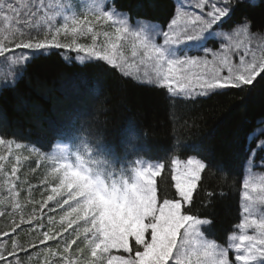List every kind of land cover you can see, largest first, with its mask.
Returning a JSON list of instances; mask_svg holds the SVG:
<instances>
[{"label": "snow or ice", "instance_id": "obj_1", "mask_svg": "<svg viewBox=\"0 0 264 264\" xmlns=\"http://www.w3.org/2000/svg\"><path fill=\"white\" fill-rule=\"evenodd\" d=\"M256 6L255 0H190L187 7L175 6L163 23L133 24L130 13L120 10L115 0H0V58L11 68L26 65L36 54L64 49L76 53L81 65L102 62L124 77L133 76V65L143 66L137 80L166 90L173 102L228 88L243 90L264 74V43L257 56L249 47L250 16L238 21L234 16L240 8ZM81 37H90L91 43H79ZM14 49L30 51L17 55ZM60 136L66 142L49 157L53 167L44 184L40 215L34 211L27 219H12L8 230L0 229V241H6L0 243V264H31L32 253L47 242L56 243V252L49 249L48 254L59 252L62 264H264V175L252 171L254 153L245 165L242 219L235 226L239 232L228 235L222 246L206 235L211 218L192 211L210 162L173 156L170 187L175 191H161L157 178L168 163L142 159L140 135L134 131L125 153L79 129L70 127ZM13 142L0 138V146L7 144L9 151ZM255 151H264V140ZM16 173L13 167L12 176ZM217 195L227 194L208 192L207 203ZM25 226L40 233L39 244L21 242ZM73 246L80 256L76 261L70 258Z\"/></svg>", "mask_w": 264, "mask_h": 264}, {"label": "trees", "instance_id": "obj_2", "mask_svg": "<svg viewBox=\"0 0 264 264\" xmlns=\"http://www.w3.org/2000/svg\"><path fill=\"white\" fill-rule=\"evenodd\" d=\"M185 1L190 2L115 0V3L120 10L130 13L132 22L160 24L169 19L175 6ZM260 5L261 2L254 8L238 9L234 20L238 21L244 14L250 16V32L263 43L264 7ZM0 27H3V21H0ZM62 41L67 42L66 38ZM63 50L34 55L26 65H17L20 74L17 69L13 71L14 66L9 68L6 61L0 63V138L14 141L11 151L7 144L0 146V156L5 157L0 160V229L8 230L7 225L12 219H27L34 211L40 215L39 203L46 198L44 184L53 167L48 155L54 142H66L60 135H52L54 130H49L50 123L57 121L53 115L62 105L59 92L70 100L77 96L73 87L82 91L80 83L73 80L79 78L87 85L84 91H90L86 94L87 99L81 101L80 110L89 115L70 119L66 128L79 129L89 137L100 136L117 153L126 152V144L119 143L124 130L139 134L141 158L148 162L168 163L165 172L157 178L161 191H175L170 187L173 156L182 160L196 156L211 163L212 167L203 174L200 195L192 211L201 218H211L212 225L206 235L223 245L240 222L239 198L246 161L254 153V164L258 169L257 164L264 160L262 154L255 152L254 144L252 148L244 149L245 136L254 126L256 116L264 115V74L253 82L252 87L245 86L242 91L228 88L206 97L173 102L166 90L133 83L102 62H90L79 68L62 56L60 51ZM14 52L18 55L28 51L14 49ZM9 71L11 75L6 76ZM69 79L74 85L67 81ZM16 143L21 144L20 151L13 146ZM178 144L181 147H177ZM25 148H29L30 153H26ZM245 155L248 158L242 163ZM217 166H222V171ZM13 167L17 169L15 177L12 176ZM259 170L263 172L264 168ZM161 180L166 183H160ZM221 191L227 195L223 198L215 196L209 205L205 199L207 193ZM15 204L19 208L14 207ZM48 215L45 211L42 218L45 230ZM55 219L59 221L58 214ZM39 236L40 233L33 234L32 229L25 226L19 238L22 243L34 241L39 244ZM3 242L6 241H0ZM59 247L62 249L63 245ZM49 249L56 252V243L47 242V247H38L32 253L31 264H62L60 253L49 255ZM70 251L73 261L80 259L76 246Z\"/></svg>", "mask_w": 264, "mask_h": 264}, {"label": "rangeland", "instance_id": "obj_3", "mask_svg": "<svg viewBox=\"0 0 264 264\" xmlns=\"http://www.w3.org/2000/svg\"><path fill=\"white\" fill-rule=\"evenodd\" d=\"M73 2L76 3V4H79L80 0H73ZM63 38L64 37H61V40H63ZM80 39H83V41H79L78 40L79 43H84V44H90L91 43L90 37H81ZM257 41L258 40L253 38L251 43H250V45H249V47L250 46H252V47L256 46L255 44L257 43ZM27 51H30V50H27ZM124 51H125L126 56L129 57V62L131 63V51H130V48H126ZM72 54L73 55L70 56V57L75 59V60H77L76 59L77 54L74 53V52ZM234 60L238 61V57H234ZM3 62H5L4 58H0V63H3ZM14 67H15V69H13V71H15L17 69V65H15ZM129 71H131L133 73V76H131L129 78H131V79H133L135 81H138L136 74H139L140 76H142L144 71H145V69L143 68V66L133 65V67L131 69H129ZM149 71H151V70L149 69ZM73 80L74 81H78L80 83V86L82 87V91L78 90L77 86H76L77 88L73 87V89H74L73 92L77 96L75 98L70 99V100H67L68 98L66 96H64V95L61 96L62 94H61V92H59V94H60L59 96L62 99V105L58 106L57 112H54L55 114L53 116H54V118L57 121L56 122L53 121V122L50 123L51 129L49 128V130H51V131L56 130V129L61 128V127H64L65 125H68V123L70 122V119H72V120L78 119V116L87 115V113L89 115V112H87V111L83 112L80 109L82 108L81 101L84 100V99H87L88 96L86 94L89 93L90 91H84V89H87V85H85V83L82 80H80L79 78H74ZM67 81H70L71 85H74V84H72V82H73L72 80L69 79ZM138 82H140V83H142L144 85H147L146 82H143V81H138ZM61 89L62 90L64 89L63 85H62V87H60V90ZM79 98H81V99H79ZM124 132H126V130H124ZM55 145H56L55 148L51 149V152L48 155V158L57 155V148L60 145V143L59 144H55ZM235 232L238 233L239 229L236 228Z\"/></svg>", "mask_w": 264, "mask_h": 264}, {"label": "bare ground", "instance_id": "obj_4", "mask_svg": "<svg viewBox=\"0 0 264 264\" xmlns=\"http://www.w3.org/2000/svg\"><path fill=\"white\" fill-rule=\"evenodd\" d=\"M245 2H249V0H245ZM259 2H261V4H262V3H264V0H255L256 5ZM250 30H252V29H250ZM253 38L258 40L257 44L259 46H254V47L250 46V48L252 50L254 49V51L256 52L257 56H259L261 54V45H262V43H260V42H262V41L261 40L259 41L258 37H254L253 36ZM210 47H219V44L216 43L214 45H211ZM60 52L63 54L62 56L67 61L71 60L72 63L74 65H76L77 67H79V68H82L84 65H88V63H90V62L86 61L83 65H81V63L78 60H75V59L71 58L66 52H64V51H60ZM20 72H21V69H19L17 67V73L20 74ZM126 78L130 79V81L133 82V83L136 82L135 80H133V79H131L129 77H126ZM252 85H250V86L252 87ZM234 89H236V88H234ZM236 90H240V89H236ZM240 91H242V89ZM67 128L69 129L70 127L67 126ZM67 128H66V126L58 128V129H56V130H54L52 132V135H60V133L63 131V129H67ZM129 133L130 132H122L121 136L119 137V143L121 145H123L124 143L126 144L128 136H129ZM262 140H264V115H258V116H256V119L254 120V126L250 129V131L245 136L244 149L252 148L253 144H254L255 150H256L258 145H259V143ZM13 146L16 148V144H13ZM16 149L20 151V148L19 149L16 148ZM25 149H26L25 151H27L26 153H30L29 148H25ZM255 152H257L258 154H262V156H264V151H255ZM247 158L248 157L245 155V157L242 159V163H244L245 160H247Z\"/></svg>", "mask_w": 264, "mask_h": 264}]
</instances>
